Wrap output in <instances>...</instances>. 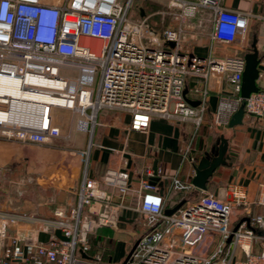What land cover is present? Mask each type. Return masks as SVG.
I'll return each instance as SVG.
<instances>
[{
  "label": "built area",
  "instance_id": "1",
  "mask_svg": "<svg viewBox=\"0 0 264 264\" xmlns=\"http://www.w3.org/2000/svg\"><path fill=\"white\" fill-rule=\"evenodd\" d=\"M135 1L0 0V136L52 142L62 136L52 123L57 107L79 114L78 127L91 134L105 109L129 113L136 131H147L153 116L191 122L199 130L209 109L212 73L225 74L232 86L214 111L217 124L228 126L241 104L245 114L264 118L263 88L241 97L244 55L201 57L189 51L185 39V23L203 13L209 16L201 15L199 26L205 33L209 23L211 46L240 45L248 35L250 11L226 7L224 0H167L178 24L159 30L150 14L135 9ZM191 79L202 82L189 88ZM192 152L190 141L184 160L195 161ZM194 188L160 167L155 172L148 166L135 180L125 167H109L100 177L86 173L76 204L57 209L39 225L50 239L14 234L0 264H97L102 257L91 255L89 237L104 227L117 228L123 211L140 214L136 226L145 228L138 230L125 264H264V177L255 199L238 183L229 184L222 196L200 189L191 194ZM179 192L173 206L185 203L167 215ZM17 219L12 216L1 226V237H7L8 222Z\"/></svg>",
  "mask_w": 264,
  "mask_h": 264
},
{
  "label": "crops",
  "instance_id": "2",
  "mask_svg": "<svg viewBox=\"0 0 264 264\" xmlns=\"http://www.w3.org/2000/svg\"><path fill=\"white\" fill-rule=\"evenodd\" d=\"M223 4L252 13L245 42L240 45L215 43L211 46L207 34L209 23L204 27L205 33H201L203 28L199 26L200 16L207 18L209 14L199 13L185 23L188 29L185 39L189 51L201 57L212 56L219 60L229 55L240 56L250 49L256 35L257 47L263 56L257 82L264 89V0H224ZM189 27L195 32H191ZM201 82L200 79H191L188 87ZM207 82L209 109L205 123L199 130L191 122L181 123L153 116L147 131H136L130 128L129 113L105 109L99 112L97 125L91 134L78 127L79 115L73 110L70 120L62 122L60 118L66 112L57 110L65 108L57 107L52 111V123L66 132L62 131V136L52 142L22 143L0 136V228L12 216L18 217L15 222H8L7 237L0 236V255L9 237L14 234L26 239L48 241L51 234L40 231L39 225L42 221L51 220L57 209H66L76 204L77 190L86 173L90 177H100L109 167H125L131 171L135 180L148 166L154 169L156 161L157 166L168 175L178 173L185 183L193 184L195 164L207 150L205 145L194 146L196 136L203 138L207 135L205 125L210 118H214L220 99L232 90L225 74L212 73ZM225 133L229 139L228 153L232 164L220 167L231 171L218 185H213L211 178L208 191L222 196L229 192V184L238 183L251 199H255L264 177V118L256 119L245 114L243 124L234 128L226 126ZM190 141L195 161L184 160L183 154ZM198 190L194 188L190 193L199 194ZM181 195V192L174 195V204ZM127 212L130 211L121 213L119 221H125ZM138 230L142 228L137 227L135 233L139 234ZM114 253L111 252L106 258L109 264L117 263Z\"/></svg>",
  "mask_w": 264,
  "mask_h": 264
},
{
  "label": "rangeland",
  "instance_id": "3",
  "mask_svg": "<svg viewBox=\"0 0 264 264\" xmlns=\"http://www.w3.org/2000/svg\"><path fill=\"white\" fill-rule=\"evenodd\" d=\"M168 4L169 3L167 0H136L134 2L136 10L142 8L147 14L151 15L150 22L159 30H162L166 27H176L178 24V20L175 18V16L170 14V12L168 11ZM92 43L95 46L98 45V41H92ZM57 111H63V113L66 112V115H63L62 118H60L62 122L67 123V119L68 121L70 120L72 111L71 109L65 108L63 110ZM57 114L56 116H58ZM80 118L81 116L79 115V119ZM208 121L209 122H207L204 127L205 133L207 130V135H205L203 138L201 136H196L194 146L195 144L197 145V147L200 144L205 145L207 147V150L209 151L211 149L210 145H214L217 138H219L221 135H225L227 137V135L225 133V125L217 124L212 118H210ZM230 171L231 170L229 168L220 167V170L216 172V175L214 173V175L212 176L211 182L213 183V185H218L221 182L222 178H226L230 174ZM174 200H172V204H174ZM128 213L129 215H127ZM139 218L140 214L127 212L125 221H119V225L117 228L104 227L90 235L89 242L93 250V252H90L91 255L94 256L98 254L102 257V260H100V262H98L97 264H107L108 262L106 261V258L107 255L110 254V252H115L114 254H116L117 260L116 264L123 263L131 248L133 247L136 238L140 236V234L135 233L137 228L136 224L138 223L137 219ZM144 231L145 228L142 227L141 232Z\"/></svg>",
  "mask_w": 264,
  "mask_h": 264
},
{
  "label": "water",
  "instance_id": "4",
  "mask_svg": "<svg viewBox=\"0 0 264 264\" xmlns=\"http://www.w3.org/2000/svg\"><path fill=\"white\" fill-rule=\"evenodd\" d=\"M245 59V69L243 72L242 78V89H241V97L246 99L250 97V95L254 92L260 90V86L258 85V78L260 75L259 64L261 63L263 56L260 55V52L257 47V37L256 35L253 38L250 49L244 54ZM194 104H198L199 101H193ZM245 115L244 104H241L238 110L231 116L228 122L229 128H234L238 125L243 124V118ZM229 149V139L225 135H221L217 138L216 143L211 147L208 151H205L203 156L200 158L198 163L195 164V175L192 179L193 185L203 191L208 190V183L210 179L216 172V170L220 166L231 165L232 163L229 161L230 155L228 153ZM157 162L154 164V171L157 170ZM157 177H153V180H157ZM162 185V182L160 183ZM185 200L178 202L176 205L169 207L166 209L167 215H172L175 213L183 204ZM55 234L65 239V237L61 234V231L57 229ZM230 241V239H229ZM137 241L134 243L131 248L129 254L122 264H125L127 258L131 254L132 250L135 248Z\"/></svg>",
  "mask_w": 264,
  "mask_h": 264
},
{
  "label": "bare ground",
  "instance_id": "5",
  "mask_svg": "<svg viewBox=\"0 0 264 264\" xmlns=\"http://www.w3.org/2000/svg\"><path fill=\"white\" fill-rule=\"evenodd\" d=\"M8 91H13L11 88H7ZM39 99L41 100H47V101H51V102H64V100L60 97H47V96H43V95H40V96H37Z\"/></svg>",
  "mask_w": 264,
  "mask_h": 264
},
{
  "label": "trees",
  "instance_id": "6",
  "mask_svg": "<svg viewBox=\"0 0 264 264\" xmlns=\"http://www.w3.org/2000/svg\"><path fill=\"white\" fill-rule=\"evenodd\" d=\"M95 243H96V242H95ZM95 243H94V244H95ZM91 251L93 252L92 247H91ZM110 253H111V252H110ZM107 257H108V255H107Z\"/></svg>",
  "mask_w": 264,
  "mask_h": 264
}]
</instances>
